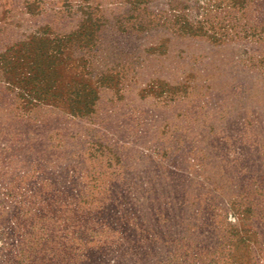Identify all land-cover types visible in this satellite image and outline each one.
<instances>
[{
  "label": "rangeland",
  "instance_id": "rangeland-1",
  "mask_svg": "<svg viewBox=\"0 0 264 264\" xmlns=\"http://www.w3.org/2000/svg\"><path fill=\"white\" fill-rule=\"evenodd\" d=\"M0 264H264V0H0Z\"/></svg>",
  "mask_w": 264,
  "mask_h": 264
}]
</instances>
